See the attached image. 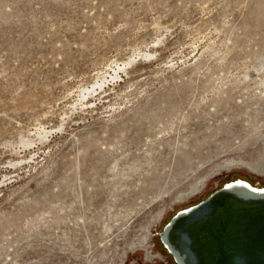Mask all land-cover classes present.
Segmentation results:
<instances>
[{"label":"rangeland","instance_id":"obj_1","mask_svg":"<svg viewBox=\"0 0 264 264\" xmlns=\"http://www.w3.org/2000/svg\"><path fill=\"white\" fill-rule=\"evenodd\" d=\"M236 179L264 0H0V264H175L164 225Z\"/></svg>","mask_w":264,"mask_h":264},{"label":"water","instance_id":"obj_2","mask_svg":"<svg viewBox=\"0 0 264 264\" xmlns=\"http://www.w3.org/2000/svg\"><path fill=\"white\" fill-rule=\"evenodd\" d=\"M159 240L175 264H264V187L223 184L177 211Z\"/></svg>","mask_w":264,"mask_h":264},{"label":"bare ground","instance_id":"obj_3","mask_svg":"<svg viewBox=\"0 0 264 264\" xmlns=\"http://www.w3.org/2000/svg\"><path fill=\"white\" fill-rule=\"evenodd\" d=\"M128 62V61H127ZM86 257V256H85Z\"/></svg>","mask_w":264,"mask_h":264}]
</instances>
